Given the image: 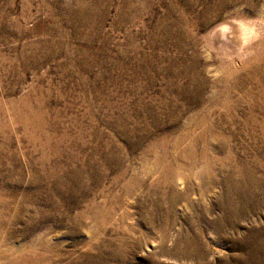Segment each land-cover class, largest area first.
I'll return each mask as SVG.
<instances>
[{
	"label": "rangeland",
	"instance_id": "obj_1",
	"mask_svg": "<svg viewBox=\"0 0 264 264\" xmlns=\"http://www.w3.org/2000/svg\"><path fill=\"white\" fill-rule=\"evenodd\" d=\"M0 264H264V0H0Z\"/></svg>",
	"mask_w": 264,
	"mask_h": 264
},
{
	"label": "bare ground",
	"instance_id": "obj_2",
	"mask_svg": "<svg viewBox=\"0 0 264 264\" xmlns=\"http://www.w3.org/2000/svg\"><path fill=\"white\" fill-rule=\"evenodd\" d=\"M263 20V19H261ZM239 24V23H238ZM220 28V27H219ZM223 30V29H222ZM223 32V31H220V33ZM236 37H235V40L237 42H239L240 44L242 45H245L247 43H249L250 41L254 40V36L256 35V32L253 30V28H250V26L248 25H244V24H240L238 25V28L236 30ZM235 33V34H236ZM235 36V35H233ZM229 37V36H228ZM224 39V38H223ZM238 43V44H239ZM237 48V47H236ZM246 48V46H245ZM229 105V104H228Z\"/></svg>",
	"mask_w": 264,
	"mask_h": 264
}]
</instances>
